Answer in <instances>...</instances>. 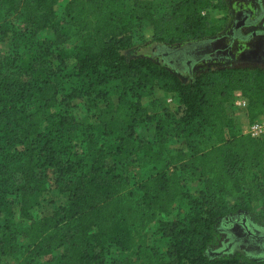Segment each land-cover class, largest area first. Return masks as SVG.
<instances>
[{
  "label": "trees",
  "instance_id": "trees-1",
  "mask_svg": "<svg viewBox=\"0 0 264 264\" xmlns=\"http://www.w3.org/2000/svg\"><path fill=\"white\" fill-rule=\"evenodd\" d=\"M18 1L0 0V40H8L0 55V264H262L208 249L226 217L252 211L257 184L247 176L253 167L264 170V137L237 131L221 106L241 90L248 121L264 115V68L208 67L184 79L162 58L126 54L132 43L128 18L147 20L159 48H172L205 36L209 21L200 9L210 0H138L131 10L118 0H68L66 14L85 31L73 50L38 37L37 28L9 23ZM53 1L22 0V8L30 14L44 9L48 18ZM66 29L55 27L60 35ZM61 77L87 82L69 87L57 81ZM116 78L137 85L155 79L177 94L182 112L172 133L184 138V148L164 157L151 150L155 142H135L136 124L152 119L139 100L107 102L90 123L67 113L71 98ZM194 121L213 130L214 143L201 145ZM141 147L151 167L130 180L118 167ZM164 158L171 172L157 169ZM185 175L201 187L184 191ZM52 185L68 192L67 203L50 214H31ZM182 197L186 210L155 231L166 243L158 254L135 227ZM141 246L152 248V259L133 257Z\"/></svg>",
  "mask_w": 264,
  "mask_h": 264
},
{
  "label": "rangeland",
  "instance_id": "rangeland-1",
  "mask_svg": "<svg viewBox=\"0 0 264 264\" xmlns=\"http://www.w3.org/2000/svg\"><path fill=\"white\" fill-rule=\"evenodd\" d=\"M68 0H54L52 9L53 13L47 17L42 15L44 9H34L33 13H27L22 8V0L18 1L17 10L8 17L9 23L23 27L37 28L38 37H50L56 39L59 46L73 50L77 47L83 37L85 31L81 30L65 12V4ZM138 0H118L120 8L131 10L135 2ZM146 2L147 0H139ZM223 0H210V5L201 7L200 11L209 21V26L205 36L211 34V24L219 22L216 20L221 11L214 10L221 5ZM132 22L131 28V45L126 50L128 56L145 55L161 60V45L153 40L148 32L149 23L147 20L138 21L134 17L128 18ZM61 25L66 31H61V35L55 31V27ZM216 28V27H215ZM219 29V28H218ZM218 52L221 58L216 60H204L199 62L193 68L192 73H197L206 68H217L225 65H250L260 66L264 68V44L260 42H220ZM8 40H0V55L7 52ZM252 61L258 62L251 63ZM179 71V70H178ZM184 79H189L190 75L179 71ZM22 76L21 79H25ZM61 84L69 83V87L83 86L87 82V78H58ZM124 96L130 101L139 100L144 110L152 115L151 120H143L135 126L136 143L138 139L141 142H155L152 144L153 152L159 150L164 157L176 154L177 150L185 147L184 138L174 137L172 133L173 120H177L182 112V106L175 92L167 90L161 83L154 79L142 84H135L131 78L111 79L101 85H96L95 91L90 95L74 96L70 99V106L67 113L72 114L81 123H90L95 121V115L98 109L107 102L117 103L119 98ZM234 97V94H233ZM233 97L230 103L221 106L224 116H228L233 120V126L237 131L245 132V125L248 121L246 109L234 104ZM65 107H61L64 109ZM194 128V135L200 141L201 145H210L215 141L213 130L207 126H201L194 121L191 125ZM144 147L135 151L131 156L122 161L118 170L126 175L130 180L141 179L149 172L151 165L145 164ZM167 159H161L156 163L157 169H164L171 172L172 164H167ZM154 164V163H150ZM248 180H253L257 184L255 196L252 198V211L246 212L245 215L233 214L226 217L223 226L217 227L216 238L208 249V254L221 257L234 256L241 263H262L264 264V242L259 247L257 243L262 242L264 237V170L253 167L247 176ZM183 190L195 192L201 187L200 181L189 178L188 175L182 179ZM68 201V192L58 189L53 185L41 192L37 205L31 210V214H50L58 205L65 204ZM185 198H179L167 212H159L151 222L135 227L138 234H144L147 244L153 245L158 254L165 252V240L156 234V230L161 222L173 220L181 211H185ZM248 220L256 230L251 229L256 235H248L244 237L246 232H241L240 221ZM234 220V221H232ZM234 222H239L234 223ZM243 222V221H242ZM252 227V226H251ZM259 235V240L257 236ZM254 236V237H253ZM257 239V241L255 240ZM149 248V249H148ZM134 247L133 257L140 260H147L150 255L153 258L154 251L150 247ZM137 252V253H136ZM165 258V256H163ZM10 259V258H7ZM12 260V259H11ZM166 260L167 256H166ZM13 261V260H12ZM154 262V261H153ZM146 264V263H145Z\"/></svg>",
  "mask_w": 264,
  "mask_h": 264
},
{
  "label": "flooded vegetation",
  "instance_id": "flooded-vegetation-1",
  "mask_svg": "<svg viewBox=\"0 0 264 264\" xmlns=\"http://www.w3.org/2000/svg\"><path fill=\"white\" fill-rule=\"evenodd\" d=\"M214 10L222 13L216 19L219 22L214 21L211 24L210 35L196 40H186L185 43L172 48L162 47L160 55L162 60L176 70L191 74L199 62L221 58L218 52L220 42H260V45L264 44V0H223L221 5ZM251 63L258 64L256 61ZM239 221L241 232H246L244 237L249 234L256 235L249 229L256 230L251 225L252 223L250 224L246 219ZM257 239L259 240V235ZM257 239L255 238L256 241ZM263 242L264 239L257 243V246L259 247Z\"/></svg>",
  "mask_w": 264,
  "mask_h": 264
},
{
  "label": "built area",
  "instance_id": "built-area-1",
  "mask_svg": "<svg viewBox=\"0 0 264 264\" xmlns=\"http://www.w3.org/2000/svg\"><path fill=\"white\" fill-rule=\"evenodd\" d=\"M233 102L235 105L246 108L247 99L241 92V90L234 91ZM245 133L250 134L253 137H264V115L255 118L252 121H247L245 125ZM14 264V263H8Z\"/></svg>",
  "mask_w": 264,
  "mask_h": 264
}]
</instances>
